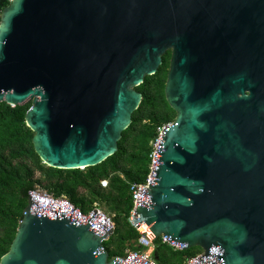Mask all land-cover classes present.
Instances as JSON below:
<instances>
[{
  "label": "water",
  "instance_id": "obj_1",
  "mask_svg": "<svg viewBox=\"0 0 264 264\" xmlns=\"http://www.w3.org/2000/svg\"><path fill=\"white\" fill-rule=\"evenodd\" d=\"M169 49L177 116L136 224L204 249L192 264H264V0H12L0 21V102L32 103L26 122L48 166L96 165L118 151L137 87ZM28 196L0 264H151L110 256L98 209Z\"/></svg>",
  "mask_w": 264,
  "mask_h": 264
},
{
  "label": "trees",
  "instance_id": "obj_2",
  "mask_svg": "<svg viewBox=\"0 0 264 264\" xmlns=\"http://www.w3.org/2000/svg\"><path fill=\"white\" fill-rule=\"evenodd\" d=\"M11 1L0 0V21L2 10ZM169 63L170 54L164 55L157 72L147 75L137 87L143 99L131 125L123 132L118 151L101 163L83 169H62L44 163L34 147L35 133L26 122L32 103L13 106L0 102V261L17 234L29 203V190L37 185L52 194L67 195L83 211L98 203L112 215L116 227L104 243L110 256L139 248V233L128 220L133 208L130 182L145 180L150 141L159 126L177 116L165 92ZM102 178H109V187L101 186ZM155 244L154 258L160 264H186L190 256L202 250L199 246L175 250L161 237Z\"/></svg>",
  "mask_w": 264,
  "mask_h": 264
},
{
  "label": "built area",
  "instance_id": "obj_3",
  "mask_svg": "<svg viewBox=\"0 0 264 264\" xmlns=\"http://www.w3.org/2000/svg\"><path fill=\"white\" fill-rule=\"evenodd\" d=\"M173 121L168 122L166 124H163L162 126H159L157 128V133L156 135L151 139L150 141V147H151V151H150V155H149V163H148V172L146 175V178L144 181H140V182H130V191L132 193V198H133V208L131 209V212L129 214L128 220L130 222V224L138 231L139 233V237H138V245L139 248L138 249H128L126 251V253L124 255H118L117 257H126L128 258V256L130 254L142 257L143 259L149 261L151 264H160L158 262V260H156L154 258V251H155V241L157 239V237L150 239L149 237H147L137 226L136 221L133 217L134 212H135V208L137 205V201L139 198V194L141 191V187L142 185H149V181H150V177H151V173H152V169H153V165H154V161H155V157H156V153H157V149H158V145H159V141H160V137H161V133L162 130L164 129V127L167 124H172ZM100 184L102 187L107 188L110 185V180L109 178H102L100 181ZM30 193H33L35 195H39V196H43V197H47V198H51V199H55L61 202H64L66 204H69L71 206L74 207V209L82 215H87L93 208L94 209H98L110 222V231L108 234L104 235L103 238V243H105V241L112 235V233L115 230L116 224H115V220L113 218L112 215H110L109 213H107L101 206H99L98 203H95V206L93 208H91L89 211H83L79 206H77L67 195L62 194V195H55L52 194L50 192H48V190L44 187H42L41 185H37L35 188L29 190ZM162 241L166 244H168L169 246H171L173 249L175 250H186L189 249V247H183L174 243H171L169 240H167L163 235L161 236ZM104 249V248H102ZM205 254V250L202 249L201 251L197 252L196 254L190 256L187 260H186V264H192L194 262V260L196 259V257L201 256Z\"/></svg>",
  "mask_w": 264,
  "mask_h": 264
},
{
  "label": "flooded vegetation",
  "instance_id": "obj_4",
  "mask_svg": "<svg viewBox=\"0 0 264 264\" xmlns=\"http://www.w3.org/2000/svg\"><path fill=\"white\" fill-rule=\"evenodd\" d=\"M168 54H170V61H171V56H172V50H168L166 53H165V55H168ZM164 57V56H163ZM169 67H170V63H169Z\"/></svg>",
  "mask_w": 264,
  "mask_h": 264
}]
</instances>
